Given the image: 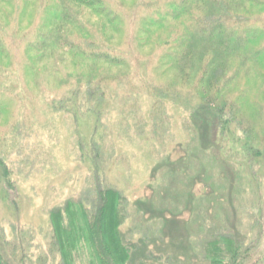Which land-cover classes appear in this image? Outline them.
I'll use <instances>...</instances> for the list:
<instances>
[{
  "label": "rangeland",
  "instance_id": "rangeland-1",
  "mask_svg": "<svg viewBox=\"0 0 264 264\" xmlns=\"http://www.w3.org/2000/svg\"><path fill=\"white\" fill-rule=\"evenodd\" d=\"M32 16L23 24L25 29ZM153 52L152 47L140 50L145 56ZM230 60L236 63L238 54ZM53 63L42 61L37 73L27 77L23 73V84L11 77L18 94H28L32 104L20 97L26 106L0 113V161L10 173L8 188L0 178V244L6 251V264H62L52 246V215L64 213L67 205L69 210L82 206L92 212L99 187H110L125 200L118 231L124 245L131 247L127 264H210L201 242L223 223L237 228V242L249 249L243 264H264V117L258 113V104L264 108L260 77L264 76V60L256 64L259 75L250 70L241 74L225 94L243 102L236 116L256 123L261 136L258 141L247 136L235 116L237 136L250 139L263 153L253 164H248L252 158L245 162L252 169L251 178L246 172L233 174L234 168L222 160L225 151L219 156L212 153L217 148L211 143V133L195 130L191 115L176 99H153L141 87L132 88V97L120 100L116 110L98 122L92 148L99 157L85 159L87 149L78 139L84 130L81 119L47 107L50 93H59L68 85L64 75L49 74L48 66ZM96 71L114 80L135 72L134 68L107 65ZM84 73V66H69L65 76ZM159 75L164 84L185 83L178 70ZM245 94L246 100L242 99ZM225 100L222 97L220 105ZM95 124L92 119L86 130L94 133ZM235 148L231 143L225 145L231 151L229 156L224 153L227 161L233 159ZM87 153L92 154L91 150ZM66 217L64 213L63 220Z\"/></svg>",
  "mask_w": 264,
  "mask_h": 264
},
{
  "label": "trees",
  "instance_id": "trees-1",
  "mask_svg": "<svg viewBox=\"0 0 264 264\" xmlns=\"http://www.w3.org/2000/svg\"><path fill=\"white\" fill-rule=\"evenodd\" d=\"M258 7L264 8V0H0V113L11 107L17 112L26 106L23 98L32 101L28 94H18L11 77L23 84L24 74L33 75L40 62L53 61L47 71L64 75L68 85L59 93L50 91L47 107L81 119L84 130L78 133L79 143L92 153L85 152V159L99 157L92 148L98 122L115 111L120 100L131 98L132 88L141 87L153 99H176L191 115L195 130L211 133L215 155L225 151L229 156L225 145H236L233 159L228 162L222 153V160L234 168L233 174L246 172L251 178L249 165L263 153L250 139L237 136L235 116L244 105L225 94L249 70L259 75L256 64L264 60V10L255 12ZM31 16L32 23L25 29L23 24ZM145 47H152L153 54H141ZM237 54L233 64L230 59ZM100 65L135 72L115 81L96 71ZM69 66H84L85 73L65 76ZM164 70L180 71L185 83H162L159 73ZM222 97L225 105H220ZM258 113L264 117L259 104ZM92 119L94 133L86 130ZM237 120L241 131L258 141L256 123ZM8 170L0 161V178L7 188ZM99 188L92 212L82 206L69 210L67 205L66 219L63 212L52 215V246L62 264H127L130 260L131 247L124 245L118 231L125 200L110 187ZM11 202L17 206L15 199ZM215 230L201 242L205 259L210 264H243L250 252L237 242V228L223 223ZM4 253L0 244V264H6Z\"/></svg>",
  "mask_w": 264,
  "mask_h": 264
}]
</instances>
